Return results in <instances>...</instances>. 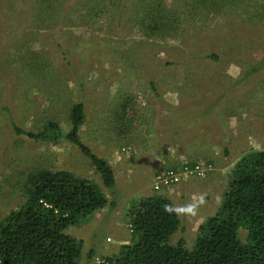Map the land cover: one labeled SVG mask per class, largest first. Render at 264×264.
Returning a JSON list of instances; mask_svg holds the SVG:
<instances>
[{
  "label": "rangeland",
  "instance_id": "rangeland-1",
  "mask_svg": "<svg viewBox=\"0 0 264 264\" xmlns=\"http://www.w3.org/2000/svg\"><path fill=\"white\" fill-rule=\"evenodd\" d=\"M147 15L163 18L161 32L142 31ZM78 103L81 143L125 176L138 170L127 148L142 150L136 145L158 133L187 154L201 150L189 163L206 171L223 143L231 152L237 144L234 155L264 151V0H0V219L25 200L30 175L66 171L97 185L110 205L68 229L81 257L101 245L102 255H116L131 238L126 210L145 189L118 183L111 194L71 144L13 132L55 122L66 134ZM220 202L201 199L196 218ZM196 236L184 225L169 244L183 238L192 250Z\"/></svg>",
  "mask_w": 264,
  "mask_h": 264
},
{
  "label": "trees",
  "instance_id": "trees-1",
  "mask_svg": "<svg viewBox=\"0 0 264 264\" xmlns=\"http://www.w3.org/2000/svg\"><path fill=\"white\" fill-rule=\"evenodd\" d=\"M151 17L140 22L142 31L161 32L163 18L156 22ZM150 21L152 25L145 26ZM167 23L166 18L164 27ZM211 59L218 60L214 55ZM70 117L66 134L55 122L43 123L36 132L12 128L36 142L55 144L63 139L71 144L91 160L103 188L112 194L116 184L110 166L79 139L81 103L72 107ZM21 202L0 219V264H79L84 256L87 262L98 257L101 264H264V151L249 152L237 163L221 206L199 226L192 250L183 238L169 244L179 221L161 196L142 198L126 210L130 242L107 257L91 250L81 257L82 242L68 232L109 205L94 183L66 171L36 172L27 179Z\"/></svg>",
  "mask_w": 264,
  "mask_h": 264
},
{
  "label": "crops",
  "instance_id": "crops-1",
  "mask_svg": "<svg viewBox=\"0 0 264 264\" xmlns=\"http://www.w3.org/2000/svg\"><path fill=\"white\" fill-rule=\"evenodd\" d=\"M161 135L162 133H158L151 137L150 140H148V143H145L142 148L136 145L137 148L142 150L133 149L131 146V149L127 148L126 155L135 154L134 157L138 160L135 168L138 170L133 172L131 176H128L129 174H126L127 176H125V174H123L125 172L124 168L122 173L121 165H115V171L111 169L114 175L115 184L116 186L118 183L125 186H131L132 184L137 183L141 186V190L145 189L144 194H142L140 190L137 193L139 196L136 199L139 200L146 197L156 196L166 198L177 215L179 221L178 230L182 231L184 225H187L188 227H191V230L198 231L199 226L207 218L203 222L201 219H197V212L194 214V210L197 211L200 207L198 204L201 203V199H204L207 206L213 202V198L223 201V193L225 191L227 192L235 166L249 150H240L236 155H234L238 148L237 144L231 148V152L227 149V145L223 143V146H221L222 153L216 154L214 152L217 157H215L214 160L209 159L211 168L204 172L205 174L203 176L185 177L179 184L170 188H161L159 190L160 193H158L153 190L149 191V186L151 185V182H153L154 175L157 171L161 170V168H172L178 170L183 164L189 162L197 163L199 161H195L194 159L199 158V156H201L200 153H203L200 152L201 150H197L195 153L193 152L194 154L192 155L187 154L186 151L175 148L177 146H172L169 143H162L163 137H161ZM227 135H229V133ZM195 138L198 139L197 137ZM203 141L204 139H199V143ZM214 142L216 143V141ZM215 143H213V147L216 146ZM214 150L213 148H210L205 154L209 156ZM115 151V158H117L118 151L117 149H115ZM221 159H224V161H220ZM223 174H227V186L224 183L223 185L220 184V176ZM119 175H122L121 178L123 179H120ZM212 189L214 192H210ZM221 203L222 202H220L219 205H215V209L213 208L215 212L212 216L216 214L221 206ZM101 247L100 254L102 255L104 245H101ZM103 255L109 256L106 254Z\"/></svg>",
  "mask_w": 264,
  "mask_h": 264
},
{
  "label": "built area",
  "instance_id": "built-area-1",
  "mask_svg": "<svg viewBox=\"0 0 264 264\" xmlns=\"http://www.w3.org/2000/svg\"><path fill=\"white\" fill-rule=\"evenodd\" d=\"M205 169L200 165L195 164L189 166L187 164L177 169H168L162 172H158L154 176L152 190L159 191L161 188H170L181 182L185 177L191 176H203ZM103 261L98 257H95L92 264H101Z\"/></svg>",
  "mask_w": 264,
  "mask_h": 264
}]
</instances>
